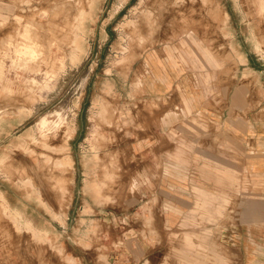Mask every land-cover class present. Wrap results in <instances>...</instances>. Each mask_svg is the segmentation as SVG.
Returning <instances> with one entry per match:
<instances>
[{"label":"rangeland","instance_id":"374dc122","mask_svg":"<svg viewBox=\"0 0 264 264\" xmlns=\"http://www.w3.org/2000/svg\"><path fill=\"white\" fill-rule=\"evenodd\" d=\"M0 264H264V0H0Z\"/></svg>","mask_w":264,"mask_h":264},{"label":"crops","instance_id":"0c3cea01","mask_svg":"<svg viewBox=\"0 0 264 264\" xmlns=\"http://www.w3.org/2000/svg\"><path fill=\"white\" fill-rule=\"evenodd\" d=\"M127 150H128V148H127ZM128 157H129V153H128ZM174 164L175 163H173V165ZM127 165H128V163H127ZM169 170L171 172H175L171 168ZM172 177L173 178H170V175H165V178L163 177L164 179L161 178V182H162L163 186H161L158 190H160V192H162V197L165 196L166 198H170L172 200L171 202H169L170 207L168 208V213L172 214V215H174V217H176L178 215V213L184 209V207H183L184 201L181 199V198H183L182 192L184 190L177 184L178 181L174 180V176H172ZM177 179L180 180L178 177H177ZM178 208H180V209H178ZM177 223L178 222L166 220V222L162 223L161 225H178Z\"/></svg>","mask_w":264,"mask_h":264},{"label":"bare ground","instance_id":"6f19581e","mask_svg":"<svg viewBox=\"0 0 264 264\" xmlns=\"http://www.w3.org/2000/svg\"><path fill=\"white\" fill-rule=\"evenodd\" d=\"M76 46V45H75ZM77 48H78V45H77Z\"/></svg>","mask_w":264,"mask_h":264}]
</instances>
